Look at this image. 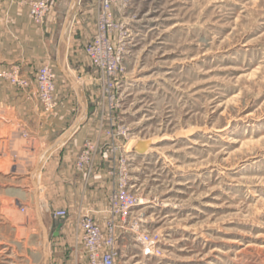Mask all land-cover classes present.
I'll return each instance as SVG.
<instances>
[{"label":"rangeland","instance_id":"1","mask_svg":"<svg viewBox=\"0 0 264 264\" xmlns=\"http://www.w3.org/2000/svg\"><path fill=\"white\" fill-rule=\"evenodd\" d=\"M124 12L108 123L141 199L131 218L160 241L143 257L137 236L119 231L118 263L264 264V0H130ZM60 30L61 20L48 38L57 72ZM11 165L0 163V264H42L33 173L19 178ZM40 214L51 232L43 194ZM50 241L48 264H73L67 249L54 259Z\"/></svg>","mask_w":264,"mask_h":264},{"label":"crops","instance_id":"2","mask_svg":"<svg viewBox=\"0 0 264 264\" xmlns=\"http://www.w3.org/2000/svg\"><path fill=\"white\" fill-rule=\"evenodd\" d=\"M17 1L0 3V72L15 67L30 80V85L17 88L0 77V163L12 161L10 173L27 179L44 158L37 174L39 206L43 194L49 211L44 221L55 222L50 223L53 227L49 234L61 224L58 235L50 237L56 241L53 258L60 259L57 253L67 249L71 263L84 264L77 219L89 212L96 221L103 222L107 197L117 182L116 157L107 150L112 141L106 135L110 112L101 106L104 97L99 93V73L83 49L93 35L100 0H51L41 25H35L27 9ZM60 20L64 35L69 28L75 36L68 39L69 44L61 42L62 59L66 52L65 69L77 83L80 95L59 69L62 59L58 60L56 54V106L47 112L37 99L35 73L40 65L52 63L48 38ZM84 35L88 39L83 41ZM57 45L60 47L59 42ZM54 51L57 53V47ZM81 54L83 60L78 57ZM86 143L93 147L91 167L80 170L76 162ZM0 173L7 174L3 167ZM34 192L33 189V198ZM59 210L65 211L66 216H55Z\"/></svg>","mask_w":264,"mask_h":264},{"label":"built area","instance_id":"3","mask_svg":"<svg viewBox=\"0 0 264 264\" xmlns=\"http://www.w3.org/2000/svg\"><path fill=\"white\" fill-rule=\"evenodd\" d=\"M3 0H0V3ZM130 0H100L99 9L95 18L92 37L84 43L85 55L93 67L99 72V80L108 101V111L113 112L116 107L114 88L118 85V76L123 73L124 49L126 41L124 35L130 31L126 26L125 7ZM20 7L26 8L31 21L41 25L50 9L51 0H18ZM121 6L120 18H115V9ZM120 38L121 40L117 41ZM116 40V41H115ZM57 71L53 65L42 64L35 73L37 99L44 111H50L56 106L54 99L55 79ZM11 85L26 89L30 80L21 76L18 69L11 67L0 73ZM110 125L106 135L111 143L110 153L115 154L117 161V182L107 197V216L103 222L96 221L91 213L81 214L76 222L78 236L82 244L84 264H121L118 263L120 253L117 246L118 232L131 231L137 236L140 243V253L143 257L156 255L159 250L160 236L158 233L140 231V222L131 218L132 210L141 202L134 193L131 194L126 186V159L120 155L119 145L115 141V129ZM92 144L86 143L79 155L76 167L80 170L91 167ZM23 210V209H21ZM55 216L64 217L66 212L59 210ZM121 262V261H119Z\"/></svg>","mask_w":264,"mask_h":264},{"label":"water","instance_id":"4","mask_svg":"<svg viewBox=\"0 0 264 264\" xmlns=\"http://www.w3.org/2000/svg\"><path fill=\"white\" fill-rule=\"evenodd\" d=\"M60 41L65 44V40H64V27L62 28V30L60 32ZM65 60H66V52L64 53V56H63L62 61H59L58 62V67L61 70V72L64 74V76L72 84V86L74 87V89L80 95V91H79V87H78L77 83L66 72V69H65ZM45 155H47V154H45ZM43 159H40L39 160V162L36 164V166H35V168L33 170L34 178L32 180V186H33V188L35 190V192H34V209H35V213H36L37 220H38L39 225H40V228H41V235H42V238H41V247H42V254H43L42 264H48V257H49V254H48V244H49V241H50V237L57 236L58 235V231H59V228H60L61 224H58L57 227L55 228V231L52 232L51 234H49L47 232V229H46V227H45V225L43 223V220H42V217H41V214H40V206H39L38 193H37V174H38V170L40 168V165H41Z\"/></svg>","mask_w":264,"mask_h":264},{"label":"bare ground","instance_id":"5","mask_svg":"<svg viewBox=\"0 0 264 264\" xmlns=\"http://www.w3.org/2000/svg\"><path fill=\"white\" fill-rule=\"evenodd\" d=\"M74 3V2H73ZM32 173V172H31ZM34 175V174H33Z\"/></svg>","mask_w":264,"mask_h":264}]
</instances>
